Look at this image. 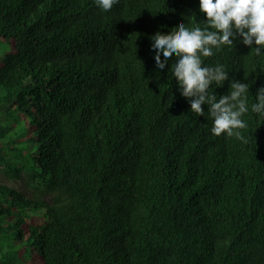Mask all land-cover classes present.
<instances>
[{
    "label": "trees",
    "instance_id": "obj_1",
    "mask_svg": "<svg viewBox=\"0 0 264 264\" xmlns=\"http://www.w3.org/2000/svg\"><path fill=\"white\" fill-rule=\"evenodd\" d=\"M0 173V264H264V0H0Z\"/></svg>",
    "mask_w": 264,
    "mask_h": 264
},
{
    "label": "rangeland",
    "instance_id": "obj_2",
    "mask_svg": "<svg viewBox=\"0 0 264 264\" xmlns=\"http://www.w3.org/2000/svg\"><path fill=\"white\" fill-rule=\"evenodd\" d=\"M0 180L15 184L17 186H23V181L12 180V179L8 178L7 176H5L1 173H0Z\"/></svg>",
    "mask_w": 264,
    "mask_h": 264
},
{
    "label": "bare ground",
    "instance_id": "obj_3",
    "mask_svg": "<svg viewBox=\"0 0 264 264\" xmlns=\"http://www.w3.org/2000/svg\"><path fill=\"white\" fill-rule=\"evenodd\" d=\"M108 67V66H107ZM109 71V70H108Z\"/></svg>",
    "mask_w": 264,
    "mask_h": 264
}]
</instances>
